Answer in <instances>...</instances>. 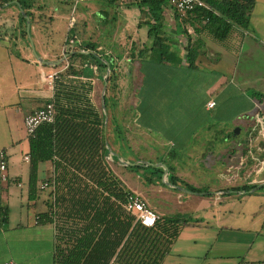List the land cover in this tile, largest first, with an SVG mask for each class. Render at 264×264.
<instances>
[{
    "label": "crops",
    "instance_id": "0c3cea01",
    "mask_svg": "<svg viewBox=\"0 0 264 264\" xmlns=\"http://www.w3.org/2000/svg\"><path fill=\"white\" fill-rule=\"evenodd\" d=\"M124 1L119 0L117 3ZM29 12L31 17L26 16L30 21V39L25 32V19L17 5L15 3L5 4L0 7V151L5 153V174L7 176L5 181L0 179V264H20L11 256H5L7 253H11L10 243L13 241L18 245L37 243V239L42 241L43 233L47 234V232L49 243L53 239L52 225L46 227V225L42 226L36 223V215L44 211L35 212L33 217L28 209L25 213L19 212L18 224L10 226V203L16 192L12 187H8V183L12 182L16 188H21L24 176L25 180L27 179L28 187L29 166L28 161L25 160V157H28V137L24 130L23 120L54 96V87H49L43 77L58 73L56 80H59L58 75L63 73L68 66L69 53H65L64 49L69 40L67 34L71 29L68 24L69 20L66 22L61 41L55 43V37L59 31L56 26L57 17L53 12L48 9L34 8ZM176 14L170 5L162 13L164 31L171 41L170 52L174 55H171L168 61L161 63L142 61L140 66L137 61L135 69H132L133 74L139 77L135 93L136 104L133 107L129 105L111 106L108 109L111 121L108 132L110 147L107 156L112 162L108 164V168L126 190L140 196L158 216L165 217L167 215L162 211L167 204L173 206L175 201L176 204L181 205V200L173 194L174 191L179 190L175 186V181L185 175L186 168L181 167L180 160L184 156L192 161L205 160L207 164H210L209 169H213L215 172L220 185H214L213 187L216 188L212 190L198 189L203 193L191 191L187 193L193 197L205 198V206L208 205L206 200L214 196L213 206L221 207L224 216L227 213L224 202L232 194L243 196L253 194L262 188L254 192H251L254 188L247 192L235 191L236 188H227L230 183L237 184V181L240 180L244 182L240 186L235 185L236 187L263 184L258 183L262 168L252 150L256 149L263 153L264 146L260 137L252 132V122L249 119H244L246 137L243 142L237 140L241 130L239 128L231 129L228 125L229 121L240 115L253 116L255 108L260 112L264 124V98L259 102L254 96V93L264 95V0H255L248 30L234 29L222 42L213 40L207 33H195L186 23L181 24ZM66 19L68 18L65 17ZM41 25L45 28L48 26L45 34L41 32ZM147 30L144 21L138 20L135 34L140 38V41L134 42L139 44V49L142 48V45L148 46L151 43L147 38ZM182 31H185V34ZM187 35L190 39L189 46L196 53L192 67L188 66L184 58L187 52L188 42L185 38ZM76 38L80 46L72 53L75 51L90 53V50L83 48L80 39L77 36ZM31 43L36 55L41 60L59 63L55 66L40 63L33 55ZM104 56L111 57L110 60L113 61V65L115 64L116 60L112 55ZM126 61L129 63V59ZM107 68L109 69V67ZM93 70L95 72L94 68ZM236 75L239 76L241 89L257 90H253L249 97L246 96L238 90L240 87L230 83V79H235ZM230 87L236 91L233 98L238 105H234V109L228 114V109H222L218 100L228 94L226 91ZM209 101L214 102V107L211 109L207 107ZM127 112L129 115L126 114ZM128 121L135 126V130L148 144L147 156L143 155L138 160H133L134 149L128 142L125 128ZM236 129L238 132L234 134ZM191 142L194 143V149L188 152L186 147ZM240 143L243 145V151L247 150L245 156L242 155ZM225 153L227 155L235 154V162L229 164L223 162L220 155ZM248 158L254 162V165L251 172H247L248 174L241 178L240 171L246 167L245 160ZM147 161H151L153 165H146ZM125 163H140L141 167L150 166L161 169H163L161 166L163 164L166 169L164 173L152 171L153 176L149 177L144 172L135 174V171L128 167L136 165L125 166ZM262 164L264 165V162ZM193 168L199 169L202 166ZM138 171L140 172L139 169ZM191 171L193 172L192 169ZM167 173L172 174L171 179L174 181V184L169 182L165 185L171 193L167 192L168 190H163L158 180L160 178L162 181H168ZM39 174L43 175V180L40 185L37 182V189H41V186L51 176V163H40ZM156 174L158 176H155ZM5 182L6 185H4ZM188 183L195 184L191 181ZM151 199H153L152 203ZM5 213L6 221L4 222L2 217ZM227 221V218L220 219L217 224L221 227L218 235H224L223 241L226 246L244 245L253 240L255 235L250 230L225 226ZM44 239L47 241V237L44 236ZM168 255L163 261L167 259Z\"/></svg>",
    "mask_w": 264,
    "mask_h": 264
},
{
    "label": "trees",
    "instance_id": "16d2710c",
    "mask_svg": "<svg viewBox=\"0 0 264 264\" xmlns=\"http://www.w3.org/2000/svg\"><path fill=\"white\" fill-rule=\"evenodd\" d=\"M103 1L114 6L119 0ZM202 1L206 8L197 9L186 18L176 14L181 24L186 23L197 34L207 33L218 42L224 41L234 29L248 30L255 0ZM14 3L31 17L33 0H0V7ZM138 4L141 10L147 9L148 19L144 24L151 41L137 51L139 65L142 61H168L174 55L170 52L172 44L164 31L162 16L168 2L140 0ZM74 35L72 27L67 37ZM185 38L188 44L184 58L192 67L196 53L189 46V36ZM82 46L90 53L68 55L67 68L54 82L53 122L39 125L33 136L28 137L29 200L37 197L39 164L52 165V174L45 181L51 188L45 201L46 210L36 215V223L53 226V264H162L187 221L178 216H159L154 227L146 228L135 222V216L126 210L127 190L105 161L107 146L110 147L108 126H104L101 108L93 104L91 77L84 72L85 66L94 68L101 77L108 66L113 75V61L111 57L99 56L91 43ZM254 96L259 102L264 98L263 94L254 93ZM152 171L162 173L159 167ZM169 182L174 184L173 180ZM255 187L243 185L234 190L247 192ZM187 190L203 193L193 187ZM2 221H6V213Z\"/></svg>",
    "mask_w": 264,
    "mask_h": 264
},
{
    "label": "rangeland",
    "instance_id": "374dc122",
    "mask_svg": "<svg viewBox=\"0 0 264 264\" xmlns=\"http://www.w3.org/2000/svg\"><path fill=\"white\" fill-rule=\"evenodd\" d=\"M139 1L140 0H125L114 6H108L103 0H87L77 5L73 13L71 12L73 5V3H71L72 1H33L34 9H48L57 17L56 26L58 27L59 33L55 37V43L61 41L65 32L67 20H69L71 16H74L75 23L73 27L75 28V35L80 39L82 45L91 43L95 46V51H97L98 54H109L116 60L113 72L115 79L113 80V75L109 71L106 78L107 84L104 90V107L105 97L107 98L104 126H108V132L110 130L111 121L108 109L111 106L129 105L133 107L136 104L135 93L139 84V77L133 74L134 72L132 69H135L137 65L136 54L139 50V44L134 41H140V38L136 36L135 29L138 20L145 21L148 19L147 9L141 10L138 4ZM65 17L68 19L65 20ZM46 28H48V26H46ZM46 28L41 25V32L45 34V31H47ZM126 59H129V63H127ZM84 62H86V60H84ZM131 63L132 65H130ZM84 69V72L91 77V83H93L91 85V98L93 104L95 107L101 108L102 110L101 95L107 69H105V73H103L101 77L97 76L100 74L97 70L94 72L92 68L86 66ZM109 75H112L110 81H108ZM97 77L98 80H96ZM239 80V76L236 75L235 79H230V83L231 85L234 84L240 87ZM261 89H263V87H261ZM238 90L249 97L252 91L257 89L243 90L240 87ZM226 92H228V94L222 96L223 98L219 99L218 102L220 101L219 106L222 109H228L227 113L230 114L231 110L234 109L233 106L236 104L238 105L233 98V94L236 95V91L230 87ZM254 111H256V108ZM126 114L129 115V112ZM245 123L244 115H240L235 117L232 121H229L228 127L231 129L239 128L241 130L237 137V140L239 139L240 142H243L246 137ZM125 128L128 142H130V145L134 149L133 160H138L140 157H143V155L147 156L148 144L143 141V137L135 130V126L129 122ZM241 144L242 143H240V149L242 155L245 156L247 150L244 149L243 151V145ZM192 149H194L193 142L187 145L186 151L191 152ZM252 153L257 156L260 163L259 166L262 168L258 183H264V165L262 164L264 162V152L260 153L258 150L253 149ZM20 156H22V154H20ZM106 157L105 161L107 165L111 164L110 157ZM220 157L223 158V162L229 164L235 162L234 158L236 155H227L225 153L223 155L221 154ZM164 161L167 162L166 160ZM245 163L246 167L240 171L239 176L241 178L245 177L248 174L247 172H251L252 166L254 165V162L250 160V158L246 159ZM22 164L24 165V163ZM145 164L150 166L153 165L151 161H147ZM180 164L183 169L186 168L185 175H183V178L180 180L175 181V186L179 190L174 191L173 194L176 198L178 197V199L181 200V205L176 204L177 202L174 201V204L172 203L173 206L171 204L168 206L167 204L162 212H164L167 217L178 216L180 219L186 220L187 225L180 230L177 239L170 247V253L167 259L163 261L162 264H264V187L253 194H245L243 196L232 194L231 197L224 202L227 213L223 216L222 208L218 205L213 206L212 202L214 196H211L212 200H206L208 205L205 206V198H201V196L193 197L185 192L188 187L192 186H194L193 188L195 189H202L205 191V189L212 190L216 188L213 187L214 185H220L213 169H209L210 164H207L205 160L192 161L187 156H184L183 159L180 160ZM200 165L202 168H193ZM150 166L142 167L139 169L140 172L134 170V173L138 175L144 172L145 175L151 177L153 174L151 173L152 168ZM165 168L162 169L163 173L165 172ZM171 175V173H167L168 181H162L157 177L163 190H168L165 185L172 180ZM155 176H158V174ZM22 178L23 184L21 188H16L12 182L8 183V187H12L16 192L14 193L13 201L11 200L12 202L10 203V226L18 224L20 219L19 212L25 213L26 209H28L30 215L33 217L35 212L45 211L46 206L44 202L49 198V193L51 191L47 183V187L43 188V190H37V197L34 200H29L27 179L25 180L24 176ZM42 180L43 175L39 174L38 185L41 184ZM188 181L195 184L191 185ZM6 184L5 182L4 185ZM242 184H244V182L240 180L237 181V184L230 183L227 188H236L235 185L240 186ZM139 188L138 190H140ZM167 192L171 193L169 190ZM152 201L153 199H151L150 202L152 203ZM149 208L153 210L151 207ZM224 218L228 219L224 224L225 226L240 228L241 230L247 229L254 233L255 236L253 240L244 245L236 244L226 246L223 241L224 235H218L221 231V227L217 225L220 219ZM45 225L49 227L51 224ZM44 236L45 238L47 237V241H45ZM53 237L54 232L52 238ZM10 244V251L12 254L7 253L5 256H11L14 260L20 262V264H53V239L52 242L49 243L48 232L47 234L43 233V240L37 239V243L30 242L29 245H18L17 242L13 241Z\"/></svg>",
    "mask_w": 264,
    "mask_h": 264
},
{
    "label": "built area",
    "instance_id": "2783aa9c",
    "mask_svg": "<svg viewBox=\"0 0 264 264\" xmlns=\"http://www.w3.org/2000/svg\"><path fill=\"white\" fill-rule=\"evenodd\" d=\"M87 0H74L72 13L75 11V6L84 3ZM124 1V0H120ZM168 5L172 7L180 18H186L190 13L197 9L206 8L205 3L202 0H166ZM75 23L74 16H71L69 19V28H72ZM78 40L76 36H73L67 41V45L64 49L65 53H72L75 49L79 47ZM68 54V55H69ZM58 73L48 74L43 77L49 87H54V82L57 78ZM207 107L211 109L214 107V102L209 101ZM55 109L52 102V98L48 99L41 108L34 111L33 113L27 115L23 120L24 130L27 134V137H31L34 134L36 128L45 123H52L54 120ZM244 119H249L252 122V132L257 134L260 137V141L263 142L264 146V124L258 109L255 111L253 116H244ZM264 149V147L262 148ZM25 160L28 161V157H25ZM6 172V161L5 153L0 151V179L5 181L7 176ZM47 187V184L44 183L41 186V189ZM126 210L135 216V222L139 223L141 226L146 228H152L158 220V215L151 210L146 202L137 194L128 191L126 192ZM5 264H15V263H5Z\"/></svg>",
    "mask_w": 264,
    "mask_h": 264
},
{
    "label": "water",
    "instance_id": "95a60500",
    "mask_svg": "<svg viewBox=\"0 0 264 264\" xmlns=\"http://www.w3.org/2000/svg\"><path fill=\"white\" fill-rule=\"evenodd\" d=\"M15 4L17 5V7H18L20 13L22 14V16H23L24 19H25V24H26L25 32H26L28 38L30 39V34H29L30 21H29L28 17L26 16V14L24 13V11L21 9V7H20L17 3H15ZM31 47L33 48L32 43H31ZM75 52H80V51H75ZM82 53H83V54H88V52H87V53H86V52H82ZM33 55L37 58V60H38L40 63H42V64H44V65L55 66V65H57V64L59 63V62H48V61H43V60H41V59L36 55V53H35V51H34V48H33ZM107 67H108V66H107ZM108 73H109V69L107 68L106 75L104 76L103 92H102V95H101V107H102V111H103L104 116H105V120H106V114H105V107H104V90H105V87H106V84H107V82H106V78H107V76H108ZM237 132H238V129H236V130L234 131V134H236ZM108 153H109V148H108V146H107V154H108ZM107 154L105 155V158H106ZM134 165H141V164H140V163H125V166H134ZM161 166H162L163 168H165V165L161 164ZM165 169H166V168H165ZM263 186H264V183H263V184H259V185H257L256 188H254L251 192H254V191H256L257 189H259V188H261V187H263ZM185 192H189V191L186 190Z\"/></svg>",
    "mask_w": 264,
    "mask_h": 264
}]
</instances>
